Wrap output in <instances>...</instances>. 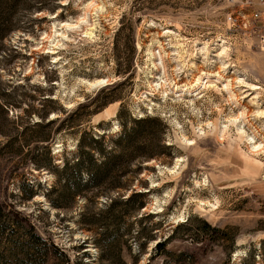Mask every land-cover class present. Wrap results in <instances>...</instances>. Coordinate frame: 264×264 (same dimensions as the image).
Wrapping results in <instances>:
<instances>
[{"label": "rangeland", "instance_id": "obj_1", "mask_svg": "<svg viewBox=\"0 0 264 264\" xmlns=\"http://www.w3.org/2000/svg\"><path fill=\"white\" fill-rule=\"evenodd\" d=\"M247 2L1 0L0 264H264V151L250 153L264 53ZM144 118L151 155L121 189L51 206L80 139ZM134 194L140 208L102 221Z\"/></svg>", "mask_w": 264, "mask_h": 264}, {"label": "trees", "instance_id": "obj_2", "mask_svg": "<svg viewBox=\"0 0 264 264\" xmlns=\"http://www.w3.org/2000/svg\"><path fill=\"white\" fill-rule=\"evenodd\" d=\"M1 114L3 115V124L10 125L11 123L6 120L5 113L1 111ZM129 123L130 128L124 126L121 133L107 143H105L103 136L95 139L91 138L87 144H85L83 138L80 139L76 147L75 159L64 161L61 169L54 168L58 180L48 193H54L56 191L55 187L59 184L60 193L56 200H51L52 207L62 208L68 205L67 201L69 199L85 197L84 195L90 191H95L98 195L107 193L109 189H121V181L128 175L127 169L131 162L150 157V152L146 151V147L143 145L142 140L144 138L142 134L149 133V127L157 124V120L144 118L131 120ZM0 134L5 135L6 133L0 130ZM107 144H111L109 150H107ZM94 153L97 154V158L94 157ZM109 178L112 181L108 182ZM144 196V194H134L125 202L117 198L112 202V206L107 208L104 213L105 217L101 218L102 221H105V219H111L112 222L119 221V214L117 216L113 215L116 213L114 209L123 205L126 206V209L123 210L126 212L129 208H135L136 200ZM141 206L142 203H138L136 208L138 209ZM202 226L205 230H210L211 233L217 232L216 229H210V226L204 222ZM247 263L248 261L245 260L242 264Z\"/></svg>", "mask_w": 264, "mask_h": 264}, {"label": "built area", "instance_id": "obj_3", "mask_svg": "<svg viewBox=\"0 0 264 264\" xmlns=\"http://www.w3.org/2000/svg\"><path fill=\"white\" fill-rule=\"evenodd\" d=\"M247 4L254 8L251 15L250 32L257 37L258 46L264 53V0H258L256 6L252 0H248Z\"/></svg>", "mask_w": 264, "mask_h": 264}, {"label": "bare ground", "instance_id": "obj_4", "mask_svg": "<svg viewBox=\"0 0 264 264\" xmlns=\"http://www.w3.org/2000/svg\"><path fill=\"white\" fill-rule=\"evenodd\" d=\"M254 3V2H253ZM82 21V20H81ZM73 27L74 25H69V24H63V27ZM51 33L55 36V38H57V37H62V34H58L57 33V31H53V32H50L48 35H46L45 36V39L47 40H49L52 36H51ZM86 34H88V33H86ZM54 47V46H53ZM53 47H51L50 49L52 50L53 49ZM47 51V50H46ZM49 53V52H48ZM215 76H217V80H219V79H221V77H219V75L217 74V75H215ZM100 83H105L103 80H100L99 81ZM195 84H199V81H198V79L195 81ZM195 84H193V86L192 87H194V85ZM156 87L157 86H160V84H157V85H155ZM206 88V86L204 85V87H203V89H205ZM227 88H228V90H227ZM231 85L229 84V83H226L225 85H224V91H226L227 90V92H229V94L228 95H231L232 96V93H231ZM229 98H230V96H229ZM240 115V117L241 116H243L241 113L239 114ZM238 119L235 117L231 122H236ZM261 151H264V147L260 144V143H258V144H256V143H252L251 144V146H250V153H252V154H257L258 152H261Z\"/></svg>", "mask_w": 264, "mask_h": 264}]
</instances>
